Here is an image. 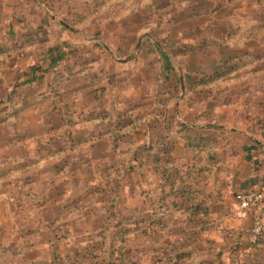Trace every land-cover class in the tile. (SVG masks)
<instances>
[{"label": "rangeland", "instance_id": "1", "mask_svg": "<svg viewBox=\"0 0 264 264\" xmlns=\"http://www.w3.org/2000/svg\"><path fill=\"white\" fill-rule=\"evenodd\" d=\"M23 74L50 81L35 109L64 128L0 171V264H118L122 253L164 264L186 214L182 199H164L162 142L174 144L167 168L209 174L196 180L209 220L225 201L203 187L228 189L221 173L264 186V0H0V83L11 80L0 85L2 134L21 124ZM31 137L6 136L1 149ZM190 251L194 264H264L238 220Z\"/></svg>", "mask_w": 264, "mask_h": 264}, {"label": "trees", "instance_id": "2", "mask_svg": "<svg viewBox=\"0 0 264 264\" xmlns=\"http://www.w3.org/2000/svg\"><path fill=\"white\" fill-rule=\"evenodd\" d=\"M185 137L187 147H192L189 136L186 134ZM158 149V154L153 158L154 164L161 175H164L165 183L172 189L165 195L164 199L168 197L182 199L184 205L183 212L186 214L181 237L171 244L164 257V264H194L190 249L195 246L208 231L218 229L223 225L224 221L228 219L233 221L236 220L233 215V208L228 204L221 203L223 208L221 209V214L218 213V218H212L209 220V216L213 215L215 212L213 204L210 202V196L203 193L197 186V178L200 177L199 181H207L209 174L205 176L204 174L196 173V169H191L183 176V173L177 171L175 168H167L172 162L171 155L174 150V144L172 142L163 144L162 142L159 144ZM198 172H202V170L199 169ZM155 212L156 211H153L152 215H148L151 217L150 219H152V221H157L154 219L156 217ZM245 230V228H241L237 231L244 234ZM256 244L264 246V240L260 239ZM117 259L119 262L118 264H138V262L131 260L130 258L128 259L126 253H122ZM104 260L106 261L107 259ZM114 261L115 260L109 259L103 264H114L116 263ZM200 264L217 263L213 261H205Z\"/></svg>", "mask_w": 264, "mask_h": 264}, {"label": "crops", "instance_id": "3", "mask_svg": "<svg viewBox=\"0 0 264 264\" xmlns=\"http://www.w3.org/2000/svg\"><path fill=\"white\" fill-rule=\"evenodd\" d=\"M17 82L20 83L21 86H23L21 87L22 89H18V91L19 90L22 91V95L26 91H28L27 92L28 95L26 96V98L21 99L22 103L19 104V106L23 107V109L21 110L23 113L22 118H21V124L17 127H8L7 132H5L6 131L5 130L3 134L1 133L3 129L0 128V151H5V152H2V156H0V159H2V161H0V171L1 169H3L5 165L7 166L10 165V167L12 166L13 168L12 172H14L16 165L26 162L29 158L33 157L35 153L38 152V150L41 153L43 152V148L40 146V141L35 140L37 136L39 135L41 136V134L51 131L52 129L59 130V129L64 128V125L61 123V121L59 120L57 116L53 117V119L51 120L52 126L49 124L50 122L45 123L41 119V116L39 115V112H38L39 110L35 109L34 104L39 99L40 90L38 88L43 86L44 87L43 90L45 91L46 86L47 88H49L48 87L50 83L49 80L45 84H43V81L41 82V79L39 77L28 78L23 74V76H20L17 79ZM10 84H11L10 79H4L3 82L0 83V85H2L3 87L5 85V87H9V88H10ZM12 94H13L12 91L9 92V94L6 95L5 98L9 100ZM26 102L27 104L23 106V103H26ZM19 133L23 135L28 134V136H32V137L30 140L26 141L25 143L13 144L9 147H6V150L1 149V145H3L6 139V136H10V135L15 136L16 134H19ZM0 155H1V152H0ZM39 172L40 174H43V172H46L47 174L49 173V171L47 170H43V172L41 171ZM237 176L238 177H236V174H234L232 171L221 173V178L230 183V186L226 184V186H228V189H225L224 188L225 186H222V184L219 181H211V183L207 185L205 184L203 188L208 193H215L217 191L222 190L223 196L221 198H223V200L225 201L224 203L233 207L235 195L238 192L246 190L247 188L251 186L253 187V186L259 185V183L256 182V180L254 179V175H249V176L237 175ZM34 184L36 185V183ZM8 188H9V183H7V180L0 181V195L5 194L4 189L8 193Z\"/></svg>", "mask_w": 264, "mask_h": 264}, {"label": "built area", "instance_id": "4", "mask_svg": "<svg viewBox=\"0 0 264 264\" xmlns=\"http://www.w3.org/2000/svg\"><path fill=\"white\" fill-rule=\"evenodd\" d=\"M233 215L251 229L254 244L264 240V186H253L235 195ZM250 223V226H248Z\"/></svg>", "mask_w": 264, "mask_h": 264}]
</instances>
